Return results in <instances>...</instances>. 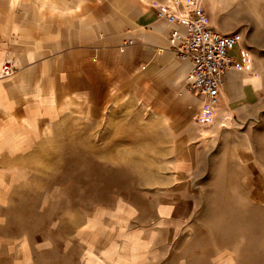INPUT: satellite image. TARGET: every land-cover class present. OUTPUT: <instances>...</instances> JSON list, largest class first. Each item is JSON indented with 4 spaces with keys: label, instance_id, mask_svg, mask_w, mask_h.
<instances>
[{
    "label": "rangeland",
    "instance_id": "1",
    "mask_svg": "<svg viewBox=\"0 0 264 264\" xmlns=\"http://www.w3.org/2000/svg\"><path fill=\"white\" fill-rule=\"evenodd\" d=\"M205 3L242 33L261 101L170 109L97 69L93 93L0 165V264H264V1Z\"/></svg>",
    "mask_w": 264,
    "mask_h": 264
},
{
    "label": "crops",
    "instance_id": "2",
    "mask_svg": "<svg viewBox=\"0 0 264 264\" xmlns=\"http://www.w3.org/2000/svg\"><path fill=\"white\" fill-rule=\"evenodd\" d=\"M168 1L0 0V67L8 57L16 66L12 77H0V165L5 159L17 164V156L67 114L73 98L93 93L97 69L123 92L155 106L172 109L198 99L188 90L189 64L175 57L168 39L177 25L157 17ZM211 24L223 33L238 32ZM241 46L250 62L234 61L239 65L227 73L214 102L230 112L261 101L243 39ZM171 212L166 207L164 215Z\"/></svg>",
    "mask_w": 264,
    "mask_h": 264
},
{
    "label": "built area",
    "instance_id": "3",
    "mask_svg": "<svg viewBox=\"0 0 264 264\" xmlns=\"http://www.w3.org/2000/svg\"><path fill=\"white\" fill-rule=\"evenodd\" d=\"M157 17L177 25L169 32L168 39L175 57L189 64L188 90L203 105L214 104L227 73L239 65L227 53L228 47L238 45L243 63L250 62L241 46L242 34L216 30L204 0H169L157 8ZM14 73V63L6 59L1 65L0 77H11Z\"/></svg>",
    "mask_w": 264,
    "mask_h": 264
},
{
    "label": "bare ground",
    "instance_id": "4",
    "mask_svg": "<svg viewBox=\"0 0 264 264\" xmlns=\"http://www.w3.org/2000/svg\"><path fill=\"white\" fill-rule=\"evenodd\" d=\"M237 69H240V68H237ZM200 103H202V102H200ZM200 105H201V104H200ZM202 107L204 108V106H203V105L201 106V108H202Z\"/></svg>",
    "mask_w": 264,
    "mask_h": 264
}]
</instances>
